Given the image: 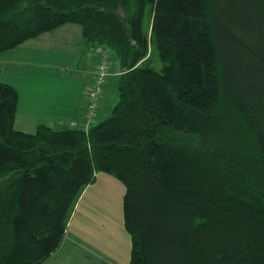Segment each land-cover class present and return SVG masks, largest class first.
<instances>
[{
	"label": "trees",
	"instance_id": "1",
	"mask_svg": "<svg viewBox=\"0 0 264 264\" xmlns=\"http://www.w3.org/2000/svg\"><path fill=\"white\" fill-rule=\"evenodd\" d=\"M64 23L118 100L28 132L0 82V264H42L98 171L125 187L128 264H264V0H0V52Z\"/></svg>",
	"mask_w": 264,
	"mask_h": 264
},
{
	"label": "crops",
	"instance_id": "2",
	"mask_svg": "<svg viewBox=\"0 0 264 264\" xmlns=\"http://www.w3.org/2000/svg\"><path fill=\"white\" fill-rule=\"evenodd\" d=\"M99 56L97 45L86 44L75 23H64L0 52V82L12 84L18 92L15 127L33 132L40 123L54 129L84 126L85 91L93 82ZM117 70L112 63L99 98L98 119L105 95L115 94Z\"/></svg>",
	"mask_w": 264,
	"mask_h": 264
},
{
	"label": "rangeland",
	"instance_id": "3",
	"mask_svg": "<svg viewBox=\"0 0 264 264\" xmlns=\"http://www.w3.org/2000/svg\"><path fill=\"white\" fill-rule=\"evenodd\" d=\"M145 24L149 28V16ZM147 57L154 67H161L162 59L153 47ZM117 100V88L115 94L110 91L105 95L99 119L109 114ZM124 192L117 177L98 171L74 198L62 243L42 264H128L131 239L123 225Z\"/></svg>",
	"mask_w": 264,
	"mask_h": 264
},
{
	"label": "built area",
	"instance_id": "4",
	"mask_svg": "<svg viewBox=\"0 0 264 264\" xmlns=\"http://www.w3.org/2000/svg\"><path fill=\"white\" fill-rule=\"evenodd\" d=\"M104 58V57H103ZM108 74L106 60L102 59L96 64L95 75L93 78V83L90 87L86 89V95L89 100L88 102V120H92L96 114L97 101L102 92V85L106 80Z\"/></svg>",
	"mask_w": 264,
	"mask_h": 264
}]
</instances>
